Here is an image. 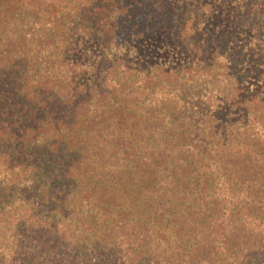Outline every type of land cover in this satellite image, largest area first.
Here are the masks:
<instances>
[{"label":"trees","instance_id":"obj_1","mask_svg":"<svg viewBox=\"0 0 264 264\" xmlns=\"http://www.w3.org/2000/svg\"><path fill=\"white\" fill-rule=\"evenodd\" d=\"M0 264H264V0H0Z\"/></svg>","mask_w":264,"mask_h":264},{"label":"rangeland","instance_id":"obj_2","mask_svg":"<svg viewBox=\"0 0 264 264\" xmlns=\"http://www.w3.org/2000/svg\"><path fill=\"white\" fill-rule=\"evenodd\" d=\"M133 45L136 48L137 54L146 56L148 61H161L167 62L172 56L163 49V44L157 39L134 38ZM210 96V95H209Z\"/></svg>","mask_w":264,"mask_h":264}]
</instances>
